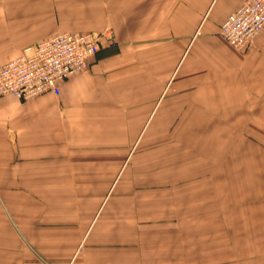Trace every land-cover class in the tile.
Instances as JSON below:
<instances>
[{
	"label": "crops",
	"instance_id": "obj_1",
	"mask_svg": "<svg viewBox=\"0 0 264 264\" xmlns=\"http://www.w3.org/2000/svg\"><path fill=\"white\" fill-rule=\"evenodd\" d=\"M239 3L0 0V66L112 33L58 95L0 98V264H264V32L219 35Z\"/></svg>",
	"mask_w": 264,
	"mask_h": 264
},
{
	"label": "built area",
	"instance_id": "obj_2",
	"mask_svg": "<svg viewBox=\"0 0 264 264\" xmlns=\"http://www.w3.org/2000/svg\"><path fill=\"white\" fill-rule=\"evenodd\" d=\"M264 32V0H240L238 7L220 25L221 39L233 50L244 52L255 37ZM111 31H59L23 48L13 59L0 66V98L13 97L21 102L42 94L58 95L60 85L88 69L97 54L101 37Z\"/></svg>",
	"mask_w": 264,
	"mask_h": 264
},
{
	"label": "rangeland",
	"instance_id": "obj_3",
	"mask_svg": "<svg viewBox=\"0 0 264 264\" xmlns=\"http://www.w3.org/2000/svg\"><path fill=\"white\" fill-rule=\"evenodd\" d=\"M109 31V30H108ZM108 31H105V32H95V34H104V33H106V32H108ZM111 36H112V33L110 34V36L109 37H101V39L99 40L100 42H99V47H100V45H101V42L102 41H104V40H106V39H110L111 38ZM99 50V49H98ZM87 71V70H86ZM85 71V72H86ZM85 72H83V73H81V74H84ZM205 128L207 129V127H199V130H201L200 131V133H204V132H206V130H205ZM204 144H206V141L204 142ZM235 145L237 146V142H233V143H231V145H230V143H229V149L230 148H235ZM237 148V147H236ZM58 227H60V225H57ZM60 235H57V237H59Z\"/></svg>",
	"mask_w": 264,
	"mask_h": 264
}]
</instances>
